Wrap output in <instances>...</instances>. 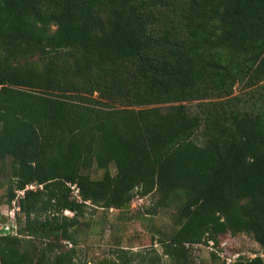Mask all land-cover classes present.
I'll list each match as a JSON object with an SVG mask.
<instances>
[{"label": "trees", "instance_id": "16d2710c", "mask_svg": "<svg viewBox=\"0 0 264 264\" xmlns=\"http://www.w3.org/2000/svg\"><path fill=\"white\" fill-rule=\"evenodd\" d=\"M245 79L264 80V0H0L10 209L35 186L0 264H89L77 249L88 209H124L135 191L177 208L159 242L173 264L242 233L263 253L231 264H264V109L233 95ZM155 251L93 264H163Z\"/></svg>", "mask_w": 264, "mask_h": 264}, {"label": "rangeland", "instance_id": "374dc122", "mask_svg": "<svg viewBox=\"0 0 264 264\" xmlns=\"http://www.w3.org/2000/svg\"><path fill=\"white\" fill-rule=\"evenodd\" d=\"M245 68V67H244ZM248 80L238 81L233 87V95L247 100V106L256 103L264 109V80L252 84ZM191 112H200L199 102L187 103ZM203 133L196 135L199 143L203 142ZM112 172L115 168L112 166ZM94 179H101L103 172L92 170ZM9 177L0 179V216L8 214L10 207L8 199ZM156 195L143 196L135 191V197L124 209H103L90 206L83 219L84 227L78 239V260L93 264L98 260L113 258L115 252L127 249L134 252H150L156 250L163 256V264H173L172 260L163 255V247L159 242L165 241L176 230V207L158 209L154 206ZM72 216L71 212H66ZM21 221L23 214L17 215ZM20 225V222H19ZM65 247L71 248V243L64 242ZM186 262L184 264H231L240 257L247 259L262 255L263 251L253 235H226L220 238L219 244L209 242L186 247ZM154 252V251H153ZM181 263L183 258L180 259ZM180 263V264H181Z\"/></svg>", "mask_w": 264, "mask_h": 264}, {"label": "built area", "instance_id": "2783aa9c", "mask_svg": "<svg viewBox=\"0 0 264 264\" xmlns=\"http://www.w3.org/2000/svg\"><path fill=\"white\" fill-rule=\"evenodd\" d=\"M35 186L31 185L28 186L27 189H34ZM26 189V190H27ZM73 189H75L76 194L79 192L78 189H76V186H73ZM18 191L17 198L12 201V208L9 210L8 214L5 215V220H0V236L3 235H13V236H20L19 232V221L17 215L21 213V207L18 205L17 201L20 197H23L25 194V191Z\"/></svg>", "mask_w": 264, "mask_h": 264}, {"label": "water", "instance_id": "95a60500", "mask_svg": "<svg viewBox=\"0 0 264 264\" xmlns=\"http://www.w3.org/2000/svg\"><path fill=\"white\" fill-rule=\"evenodd\" d=\"M127 207H128V205L125 206V208H127Z\"/></svg>", "mask_w": 264, "mask_h": 264}]
</instances>
